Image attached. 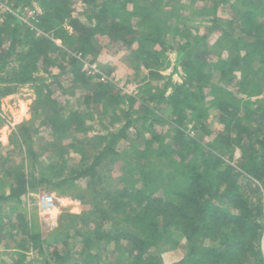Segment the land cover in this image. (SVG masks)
<instances>
[{
	"label": "trees",
	"instance_id": "obj_1",
	"mask_svg": "<svg viewBox=\"0 0 264 264\" xmlns=\"http://www.w3.org/2000/svg\"><path fill=\"white\" fill-rule=\"evenodd\" d=\"M174 1L185 7L196 5L193 12L210 20L202 37L191 40L188 22L176 14L183 10H168L170 3L165 0H69V7L59 5V0H5L18 11L0 9V98L14 94L19 86L31 85L39 89L40 103L45 106L59 101L49 90L59 83L53 69H65L57 63L64 49L55 39L75 46L81 56L98 52V36L109 37L113 44L123 43L130 48L126 62L132 57L139 60L133 68L142 71L145 81L163 78L173 35L180 42L174 48L178 52L175 71L181 68L184 74L178 83L168 79L164 90L157 89V93L152 86L143 89V101L165 105L166 116L130 118L117 131L105 129L100 141L104 146L90 165L69 170L52 167L49 173L31 176L15 172L9 193L0 194V203H21L29 192L43 186L56 190L83 180L90 186L101 183L98 169L119 160L118 147L128 130L144 121L150 140L125 159L121 180L126 187L100 191L104 209H97L94 226L78 234L85 247L82 256L88 258L105 241L115 246L118 264H165L156 261L153 253L171 246L169 255L174 256V235L179 233L188 251L173 264H264V0ZM229 3L234 11L224 22L220 12ZM77 10L94 12L95 21L92 17L89 23L78 19ZM29 11L40 20L37 27L44 35L22 22ZM68 18L72 34L61 27ZM196 47L202 48L200 53L193 51ZM68 61L78 64L76 58ZM40 66L48 67L45 70L51 76L39 75ZM74 74L84 86L94 80L76 69ZM50 79L55 82L48 83ZM107 90L98 82L86 102L95 105L115 97L118 101L128 98L133 108L139 97L110 92L109 98ZM255 105H259L257 112ZM61 111L48 125L64 133L78 130L81 114L64 119ZM148 111L150 114L144 107L143 112ZM211 115L216 123L210 128L200 118L208 120ZM253 118L259 119L261 127L249 125ZM195 120L203 132L201 138L185 131L195 126ZM158 125L168 126L174 136L160 134ZM28 153L35 158L32 148ZM18 220L17 228L31 246L26 245L4 264H37L28 256L31 248L42 257V264H88L89 258L85 262L73 259L72 248L62 237L64 229L50 242L22 214ZM91 239L94 243L89 244Z\"/></svg>",
	"mask_w": 264,
	"mask_h": 264
},
{
	"label": "rangeland",
	"instance_id": "obj_2",
	"mask_svg": "<svg viewBox=\"0 0 264 264\" xmlns=\"http://www.w3.org/2000/svg\"><path fill=\"white\" fill-rule=\"evenodd\" d=\"M99 1L102 3L103 0ZM165 1L170 3L167 7L168 10L176 11L172 7L176 8L177 11L183 10V12H176V14L180 15V20L183 19L188 22L191 40H194L195 36L202 37L206 33V30L211 25L209 24L210 20L204 19V17L201 18L200 15L193 12L196 5L194 8L191 6L192 4L185 7V5H178L174 0ZM68 2L69 0H59V3H57L61 6L69 7L71 4L69 3L68 5ZM180 3L184 4L185 0H181ZM204 3L205 6L210 5L207 2ZM232 5L233 3L227 4L220 12V17L224 22H227L229 19L227 17L233 14L234 8ZM0 9L4 13L7 11H18L15 8H10L5 3V0H0ZM99 11L100 8H97L96 12ZM93 13L90 10L84 12L77 10L75 16L89 23V17H92L93 21H95ZM33 15V12H27L26 16L21 17L22 22L30 29L37 31V34L44 35L37 27V23L40 20L38 17H32ZM70 21L71 19H66L61 27L67 33L72 34L73 30ZM169 21L174 23L173 19ZM97 38L98 43H96V46L98 52L88 56H81L73 45H67L66 42L59 39L54 40L59 47L64 49L61 55L59 54L60 57L57 63L65 67V69L62 71L53 69L52 75L59 76V83L49 90L53 97H57L59 101L53 104L52 107L40 103L39 89L37 90L31 85L19 86L14 94L0 98V194L9 191L12 177L18 171L31 176L33 173L37 175L49 173L50 171L48 170H51L52 167L58 169L64 166L63 169L69 170L90 165L94 155L102 150L104 146V143H100V141L105 129L117 131L130 118L137 119L141 116L162 118L167 115L168 110L164 107L165 105L149 102V99L143 101L142 92L146 86H148V89L149 86H152L153 93H157V89L164 90L168 79H172L173 83L180 81L184 73L181 68L178 69V72L175 71V67L178 64V52L174 50L180 43L178 38H174L173 35L169 38L173 50L166 53L169 58V65L168 68L161 71L163 78L149 77L145 81H143L142 71L137 73L133 68L137 65L136 63H139V60H135V57H132L127 62L125 60L127 51L130 48H127L123 43L113 44L109 37L98 36ZM192 42L195 43V41ZM21 49L23 48L19 50ZM201 50V47L193 49L194 52L198 53ZM110 52L118 53V55L114 56ZM224 56L226 57V55ZM119 57L122 60L119 61ZM71 58H76L78 64H70L68 59ZM40 67L41 70L37 72L39 75L51 76L45 70L49 69L48 67ZM75 69L83 74L86 73L90 79L94 80H89L88 85L84 86L74 76ZM94 69H99L105 81H99L97 76L91 73ZM257 80L261 83L263 79L259 76ZM51 82H55V79L48 81V83ZM98 82H102L108 87L107 97H109L108 94L110 92H113L114 96L126 95L127 97H132L138 95L141 98L138 97L137 103L133 105V108H131L132 104L129 103L128 98L118 101L115 97L103 103L88 104L85 100L86 96L93 94L91 92L95 90ZM167 91L168 93L172 92V88ZM44 92L48 94V91L44 90ZM144 107L149 108L150 114L149 111L143 112ZM60 108L62 110L61 118L64 119L73 113L81 114L82 118L80 119L78 130L74 129L76 132L73 128L65 133L62 130L55 131L52 126L48 125L50 119L54 115L57 116L56 113ZM253 109L257 112L259 105ZM206 119L200 118V121L207 123L208 127H212L216 123L214 115H211L208 120ZM254 120H249L251 127H254L255 124L259 125V119ZM195 121L196 128H194L195 126H190L185 131L191 137L201 138L203 132H199V122ZM143 122L136 123L128 130L127 138L118 147V152L121 154L119 160L115 164L106 162L98 169V174L102 178L101 183L98 182V184L90 186L88 181L83 180L73 186L57 188L56 190L50 186H43L37 191L29 192L21 203H0V264L10 261L13 255L26 247V245L29 248L31 246L27 238L17 228L19 225V214H22L25 220H30L35 230L41 232L43 237L50 242L54 240L58 232H61V228L64 229L62 237L68 243L69 246L67 247L72 248L69 251L74 254L73 259L79 258L80 262H85L89 258L87 260L88 264H118L115 246L107 244L105 241H102L97 248H93L88 258L82 256V251L83 249L85 250V247L81 242L82 239H78V234L85 233L86 230L94 226L95 221H97L95 219L96 215H98L96 213L97 209H104L100 205L101 199H99L101 198L99 193L102 189L115 192L126 187L121 180V174L124 171V161L128 156L131 158L133 152L141 150L142 143L147 142L151 137V134L145 128L146 124ZM167 127L166 125H158V132L164 136L168 134L174 136L175 132L168 131L171 129ZM259 127L261 126L259 125ZM29 148H32L35 153V158L33 159L28 153ZM226 158L229 159L228 156ZM43 194H51L54 197V203L48 210L41 207ZM262 200L264 203V195H262ZM51 211L57 214L53 216ZM98 221L100 222L101 220L99 219ZM174 239L177 242L174 256L169 255L171 246H166L160 252L155 251L153 253L156 261L161 262L160 260H164L165 264H173L183 258L188 251V244L184 242L183 236L179 233H175ZM92 243H94L93 239H91L89 244ZM64 251L66 250L64 249ZM28 256L35 259L37 264L43 263L42 257L33 251L32 248L28 251ZM105 257L110 258L107 259Z\"/></svg>",
	"mask_w": 264,
	"mask_h": 264
},
{
	"label": "built area",
	"instance_id": "obj_3",
	"mask_svg": "<svg viewBox=\"0 0 264 264\" xmlns=\"http://www.w3.org/2000/svg\"><path fill=\"white\" fill-rule=\"evenodd\" d=\"M91 73H93V75H96L99 81H105V78L101 76V72L99 71V69H94V71H92ZM53 203H54V197L51 194H43V197L41 199V207L43 209L45 210L50 209Z\"/></svg>",
	"mask_w": 264,
	"mask_h": 264
},
{
	"label": "bare ground",
	"instance_id": "obj_4",
	"mask_svg": "<svg viewBox=\"0 0 264 264\" xmlns=\"http://www.w3.org/2000/svg\"><path fill=\"white\" fill-rule=\"evenodd\" d=\"M51 214H52L53 216H55V214H57V213H55L54 211H53V212L51 211Z\"/></svg>",
	"mask_w": 264,
	"mask_h": 264
},
{
	"label": "crops",
	"instance_id": "obj_5",
	"mask_svg": "<svg viewBox=\"0 0 264 264\" xmlns=\"http://www.w3.org/2000/svg\"><path fill=\"white\" fill-rule=\"evenodd\" d=\"M7 193H9V191Z\"/></svg>",
	"mask_w": 264,
	"mask_h": 264
}]
</instances>
